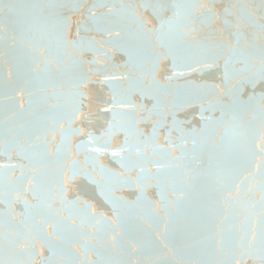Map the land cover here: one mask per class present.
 Segmentation results:
<instances>
[{
	"label": "water",
	"instance_id": "95a60500",
	"mask_svg": "<svg viewBox=\"0 0 264 264\" xmlns=\"http://www.w3.org/2000/svg\"><path fill=\"white\" fill-rule=\"evenodd\" d=\"M0 264H264V0H0Z\"/></svg>",
	"mask_w": 264,
	"mask_h": 264
}]
</instances>
